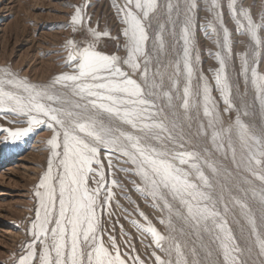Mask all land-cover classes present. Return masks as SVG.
<instances>
[{"label": "snow or ice", "instance_id": "snow-or-ice-1", "mask_svg": "<svg viewBox=\"0 0 264 264\" xmlns=\"http://www.w3.org/2000/svg\"><path fill=\"white\" fill-rule=\"evenodd\" d=\"M206 4L212 18L199 27L216 46L209 56L218 67L210 71L223 112L200 67L197 0L114 4L124 25L123 57L98 50L110 32L89 26L87 3L76 6L69 27L86 37L66 41L71 71L41 85L0 67V112L24 117L27 125L0 129L4 140L18 142L41 125L52 131L47 169L35 191L33 240L18 264H127L115 238L109 237L111 251L101 238V212L111 214L113 189L121 187L105 179L101 149L109 174L118 168L137 177L139 183L130 181L135 191L164 214L166 235L143 212L146 223L131 221L167 257L153 253L156 264H264V73L258 70L264 17L258 23L240 0H228L236 31L250 40L239 54L241 92L229 71L232 32L220 0ZM223 113L234 119L226 124ZM114 154L130 167L114 164ZM230 215L241 231V221L247 225L252 246L238 241ZM135 262L143 264L138 256Z\"/></svg>", "mask_w": 264, "mask_h": 264}, {"label": "rangeland", "instance_id": "rangeland-1", "mask_svg": "<svg viewBox=\"0 0 264 264\" xmlns=\"http://www.w3.org/2000/svg\"><path fill=\"white\" fill-rule=\"evenodd\" d=\"M85 3L88 4L86 13L90 17L89 26L95 28L98 25V30L107 29L110 32V37L103 38L99 42L98 50L109 55L125 56L123 47L125 38L122 34L124 25L117 8L114 7L117 3L123 5L124 0H0V67H9L20 77L41 85L49 83L58 74L71 71V68L65 64L66 41L74 39L82 43L86 32L78 30L73 33L69 27L70 18L74 14L75 7ZM197 3L196 39L201 51L200 67L213 85V95L223 112L224 105L219 98V93L215 91L213 72L210 71L218 67L215 59L209 56V51L215 52L216 46L211 39L205 37L199 27L201 23H206L212 17L206 11V0H197ZM220 3L225 25L232 32L233 61L229 66L230 75L240 84V90L243 92V78L238 76L239 54L247 50L250 40L247 35H241L236 31V25L231 20L227 8L228 0H220ZM240 3L250 10L256 22H261L264 17V0H240ZM260 35L264 37V31ZM258 70L264 73V49L261 50ZM252 98L253 93L249 90L247 99L251 101ZM234 115V113H223L225 123L234 119ZM25 119L12 113L0 112V129L26 127V123L23 122ZM51 135L52 131L46 125H41L27 137L12 143L5 141L6 133L0 131V264H18V259L26 254L27 245L33 240L31 227L39 206L35 191L41 176L47 169L50 151L46 141ZM200 143L204 144L206 141L201 140ZM100 158L104 164L105 179L109 182L116 179L121 185L120 188L113 189L115 199L111 202V214H108V211L101 212V238L105 246L111 251L109 237H114L121 256L127 264H136L137 256L143 264H156L153 253L167 259L164 253L156 248L152 237L142 233L131 223L132 220L146 223L139 215V212H143L158 231L166 235L167 229L160 223L164 214L152 206L150 198L146 199L135 191L130 181L136 179L139 183L137 177L122 173L118 168H113L112 171L115 174L110 175L108 160L103 149H101ZM113 163L118 167H130V165L119 164L115 154ZM225 164L231 168L230 161H225ZM89 184L94 187L91 180ZM107 186L106 184L105 187ZM124 189L127 191L124 192ZM103 195L102 192L101 203H103ZM257 207L258 205L253 204V208ZM229 222L241 245L252 246L254 241L249 235L247 225L241 221L244 225L241 231L232 222L231 215ZM175 223L178 228L182 226L179 221ZM39 249L40 245L37 244L38 253ZM255 252L254 249L253 259L256 258ZM200 255L203 258L204 253L201 252ZM212 259H216L215 254Z\"/></svg>", "mask_w": 264, "mask_h": 264}]
</instances>
